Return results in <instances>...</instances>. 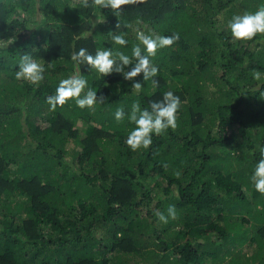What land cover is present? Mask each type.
<instances>
[{"label":"trees","instance_id":"trees-1","mask_svg":"<svg viewBox=\"0 0 264 264\" xmlns=\"http://www.w3.org/2000/svg\"><path fill=\"white\" fill-rule=\"evenodd\" d=\"M75 3L0 0V39L15 38L0 48V264H127L140 253L141 264H264V194L250 182L264 145V35L234 40L227 29L264 0H144L118 16ZM137 30L179 34L149 57L156 87L140 74L134 94L120 73L101 77L70 58L109 48L135 62ZM116 32L126 46L112 41ZM24 54L45 68L38 86L15 77ZM77 71L106 101L51 111L46 97ZM166 91L182 102L176 129L132 151V103L148 108ZM169 205L177 218L159 222L154 211L167 215Z\"/></svg>","mask_w":264,"mask_h":264},{"label":"clouds","instance_id":"clouds-1","mask_svg":"<svg viewBox=\"0 0 264 264\" xmlns=\"http://www.w3.org/2000/svg\"><path fill=\"white\" fill-rule=\"evenodd\" d=\"M143 2L144 0H91V5L98 6L101 9H111L113 14L118 16L124 6ZM91 5L89 0H76L72 8L78 6L88 8ZM116 28H120L119 23H117ZM227 29L230 30L231 37L234 40L249 41L253 40L258 34L264 35V5L258 6L254 12L245 11L243 14L232 16L227 22ZM90 34V31H85L81 34V38H87ZM179 38L178 33L163 36L145 34L143 31L137 30L136 39L139 43L132 48V57L135 62L123 52L117 51L114 54L109 48L97 49L93 55L82 47L78 51H74L70 58L77 65L86 64L89 68L95 69L101 77L108 76L113 72L120 73L125 80L133 81L131 89L134 94H139L143 85L141 82L135 81L134 78L143 74V81L151 79L153 87H156L158 81L152 78L158 74V68L152 64L149 57L155 56L159 48L171 47ZM14 40L15 38L11 36L7 39H0V48L7 49L8 45L12 44ZM112 41L120 46H126L128 43L125 36L118 32L112 35ZM141 45L147 55L142 54ZM18 66L19 68L15 73L17 80H26L37 86L43 81L45 68L41 63L34 60L31 55L24 54L20 56ZM126 67L128 70H125ZM252 75L255 80H261L262 78L259 71H254ZM261 95L264 96V92ZM70 99L74 100L76 106L81 109L95 110L96 104L104 103L107 97L103 95L98 97L97 91L89 88L87 79L77 71L75 74L61 79L56 87L55 94L46 97V102L50 106V110L55 111L57 106L62 107ZM181 103L180 97L172 91H166L161 100L150 101L148 108L142 109L138 101L133 102L131 110L127 114V119L135 127L129 131L125 140L126 145L132 151H138L142 148L147 149L152 144L153 134L162 135L169 128L175 130L177 127V112L181 107ZM125 115L123 107L117 108L114 113L117 121L124 120ZM258 151L259 160L250 176V182L256 191L264 194V145H259ZM162 166L164 168L168 167L167 164ZM174 175L178 178L180 172L176 171ZM166 211L167 215L160 210L154 211L158 221L164 224L168 223L169 218H177L174 205H169Z\"/></svg>","mask_w":264,"mask_h":264},{"label":"rangeland","instance_id":"rangeland-1","mask_svg":"<svg viewBox=\"0 0 264 264\" xmlns=\"http://www.w3.org/2000/svg\"><path fill=\"white\" fill-rule=\"evenodd\" d=\"M221 15V14H220ZM78 124L79 125H81V122H79L78 121ZM74 145H73V143L72 142H68L67 143V145L65 146V149H70V148H72ZM75 148H78V146H76ZM71 158H73L72 156H71V154H67L66 155V159H68V160H71ZM246 192L247 193H250L248 190H246ZM161 195H163V194H161ZM233 217V216H232ZM231 217V218H232ZM161 242L163 243V241L161 240ZM161 242H160V245H161ZM245 251L246 252H248V253H251L252 251H253V247L252 246H250V247H246L245 248ZM162 252V251H161ZM163 252H164V250H163ZM159 255L157 256V257H155L157 260H160L161 261V253L159 252L158 253ZM143 258H145V256L143 255V254H141L140 253V255H137L136 257H135V259H133V260H129L128 261V263L127 264H141L142 262H143ZM155 258H153V259H155ZM136 259H138V260H136ZM153 259H151V261H153ZM209 259V258H208ZM211 259V258H210ZM210 259H209V261H206V262H204V264H210L211 263V261H210ZM219 262V264H227V261L225 260H223V261H218ZM145 264H149V262L147 261V262H144Z\"/></svg>","mask_w":264,"mask_h":264}]
</instances>
